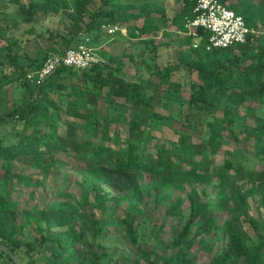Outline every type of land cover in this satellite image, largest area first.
<instances>
[{
    "label": "trees",
    "instance_id": "obj_1",
    "mask_svg": "<svg viewBox=\"0 0 264 264\" xmlns=\"http://www.w3.org/2000/svg\"><path fill=\"white\" fill-rule=\"evenodd\" d=\"M5 1L3 8L16 6L26 15L25 22H35L34 8L21 0ZM227 1L247 23L264 26V0ZM47 3L45 13L65 18L69 24L64 35H54L50 30L39 34L57 46L46 54V60L65 54L86 38L108 36L103 26L133 30L137 37L162 36L157 50L174 47L178 54L175 64L148 66V74L140 83L121 74L123 59L102 52L110 62L104 68L77 70L61 65L42 83L32 84L20 64V52L10 47L8 62L19 74L17 79H9L10 83L21 86L22 91L30 90L33 101L28 109L15 103L0 115V177L12 175L22 157L69 158L93 175L95 200L103 213V218L92 219L72 207L57 211L53 220L47 210H41L36 225L43 236L40 245L44 251L53 231L59 230L60 238L62 233L74 234L75 221L80 218L91 233V241L86 242L89 249L85 250L88 263L101 264L103 255L96 253L95 247L105 245L99 239L110 217L121 221L123 234L138 250L140 264H158L156 257L148 256L138 244L137 216L128 211L121 219L116 211L108 210L110 204L120 203V193L127 189L115 184L117 176L134 181L151 176L158 180V190L181 188L180 195L190 211L186 226L167 246L173 252L164 264L197 260L194 248L207 250L203 236H211L215 229L222 230L226 247L207 264H264V220L251 215L253 198L264 210V122L254 108L256 103L264 104V33L251 35L246 43L228 49L194 50L190 48L191 39L178 32L184 29L185 17L191 16L197 0H179L173 18L156 0L141 1L134 9L118 8L112 0H100L97 8H92L96 0ZM4 27L0 23V38H4ZM31 31L35 32L34 26ZM62 44L64 48H58ZM175 74L180 80L173 79ZM101 98L119 107L115 117L101 115ZM161 111L181 126L174 130L176 140L170 145L156 134L165 127L166 116ZM81 121H88L85 130L81 129ZM122 123L126 126L125 137L114 131ZM7 125L11 126L9 132L5 131ZM195 128L206 134H190ZM228 137L235 142L237 152L220 160L218 147H227ZM7 138L14 142H7ZM244 142L252 144V151L239 152ZM248 154L253 160L246 158ZM66 204L62 202L61 206ZM215 213L227 214L229 219L211 217ZM168 214L175 215L176 207ZM200 219L204 224L193 230ZM244 223L259 233L258 242H249ZM23 230L17 223L16 211L9 210L0 197V244L8 246L22 264H35L33 245L22 252ZM4 254L10 264H16ZM25 255L30 256L27 262ZM55 263L49 260V264Z\"/></svg>",
    "mask_w": 264,
    "mask_h": 264
},
{
    "label": "rangeland",
    "instance_id": "obj_2",
    "mask_svg": "<svg viewBox=\"0 0 264 264\" xmlns=\"http://www.w3.org/2000/svg\"><path fill=\"white\" fill-rule=\"evenodd\" d=\"M55 1L62 4L74 2V0ZM112 1L116 2L118 8L134 9L136 4L139 6L138 3L144 0H120L122 3L119 4L117 0ZM156 1L165 6L170 18L174 17L179 7V0ZM5 2V0H0V23L5 26L4 38H0V79L4 75L8 78L1 79L0 115L6 114L14 107L15 103H20L25 109H28L33 101V93L30 90L22 91L21 86L10 83L9 79L14 80L19 77V74L12 71L8 62L10 47L14 51L20 52V64L24 68L25 76L28 79L29 75L35 77L38 69L47 61L46 54L57 48L51 40L41 37L39 34L50 30L54 35H64L69 24L65 18H55L50 15L49 11L44 12L48 6L47 0H21L25 6L34 8L36 15L33 23L25 22L26 15L20 13V9L16 6L9 4L7 8H3ZM99 4L100 0H96V5H93L92 8H97ZM235 4L238 5V2L235 1ZM167 23L171 29V20ZM250 25L259 33H264V26L260 23L256 26ZM32 26H34L35 32L31 31ZM133 32V30L124 29L123 32L115 35L102 34V38L97 40L94 36L95 38H90L89 44L101 55L103 52L110 57L123 59L124 68L121 74L130 81L138 83L146 78L148 66L165 67L177 62L178 52L174 47H163L157 50L162 36L137 37ZM58 48H64V45L62 44ZM195 78L197 77L195 76ZM173 79L180 80V76L175 74ZM29 80L31 81V79ZM31 83L33 84L32 81ZM254 108L264 122V104L256 103ZM118 109L119 107L109 104L104 98L100 99L99 111L102 116L115 117ZM161 112L166 116L165 127L156 134L162 142L170 145L172 141L176 140L174 130L181 126L180 123L169 120L167 112ZM218 116L222 117V113L219 112ZM87 124L88 121H81V129L85 130ZM5 129L9 132L11 126L7 125ZM114 131L125 137V124L122 123L119 127L114 128ZM189 133L194 136L206 134L198 128ZM228 139L229 145L218 147V155L215 153L220 160L237 152L233 139L230 137ZM6 141L14 142V139L7 138ZM252 149L251 143L244 142L240 146L239 152H250ZM246 158L252 157L248 154ZM96 182L98 183V179ZM114 182L123 188L127 187V189L126 192L120 193L122 196L120 203L118 205L110 204L108 210L116 211L121 219L127 216L128 211L135 214L139 226V246L148 256L154 255L158 264H164L165 258L173 252V250L167 249V246L186 226L189 218V207L187 203L183 202L182 195H180L182 189L171 187L158 190V180L151 176L140 177L137 181L117 176ZM93 186L95 187L93 175L89 174L83 166L77 165L71 159L63 156L48 159L43 157L19 158L15 172L9 177H0L1 200L9 210L16 211L17 223L20 227H24V233L20 236L22 252L24 253L29 249V246L33 245L35 264H49L51 259L56 262L55 264H90L87 259L88 253L86 254L85 250L89 249L86 242L91 241V233L80 218L75 221L74 234L62 233L63 237L60 238L59 230L53 231L51 238L47 237L46 252L40 245L43 236L40 228L36 225V218L38 213L45 209L54 220L57 211L72 210V207H75L85 217L103 218L100 205L95 200L97 196ZM62 202H68V204L61 206ZM172 207H176L175 215L168 214ZM251 215L257 220H264V210L259 207L256 198L251 200ZM213 216L219 219H229L227 214L215 213L211 217ZM202 224L204 221L198 220L193 230ZM244 228L251 244L259 241V233L250 224L244 223ZM213 232L211 236H203L209 248L203 250L196 246L193 254L197 260L190 264H207L214 256L223 253L226 242L223 240L222 230L215 229ZM1 241L0 237V243ZM99 241L105 244L95 247V252L103 255L101 264L141 263L138 250L123 234L119 219L108 217ZM40 253L45 254L40 256ZM29 257L25 255V262L29 260ZM0 264H10L4 251H0Z\"/></svg>",
    "mask_w": 264,
    "mask_h": 264
},
{
    "label": "built area",
    "instance_id": "obj_3",
    "mask_svg": "<svg viewBox=\"0 0 264 264\" xmlns=\"http://www.w3.org/2000/svg\"><path fill=\"white\" fill-rule=\"evenodd\" d=\"M103 29L110 35L124 31L119 26H103ZM178 33L191 39L190 48L197 50L204 47L210 51L246 43L251 35L259 32L230 7L229 1L197 0L191 16L185 17L184 29ZM89 42L90 38H86L83 43L68 49L65 54L51 56L38 73V77L29 75V79L40 84L61 65L77 70L104 68L109 64V60Z\"/></svg>",
    "mask_w": 264,
    "mask_h": 264
},
{
    "label": "water",
    "instance_id": "obj_4",
    "mask_svg": "<svg viewBox=\"0 0 264 264\" xmlns=\"http://www.w3.org/2000/svg\"><path fill=\"white\" fill-rule=\"evenodd\" d=\"M0 251H4L8 254L16 264H22L8 246L0 244Z\"/></svg>",
    "mask_w": 264,
    "mask_h": 264
}]
</instances>
